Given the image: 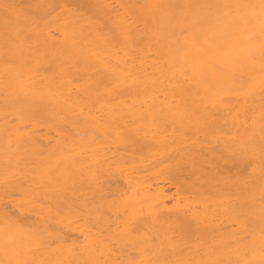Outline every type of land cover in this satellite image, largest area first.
I'll list each match as a JSON object with an SVG mask.
<instances>
[{
  "label": "bare ground",
  "instance_id": "obj_1",
  "mask_svg": "<svg viewBox=\"0 0 264 264\" xmlns=\"http://www.w3.org/2000/svg\"><path fill=\"white\" fill-rule=\"evenodd\" d=\"M259 25L264 0H0V264H264Z\"/></svg>",
  "mask_w": 264,
  "mask_h": 264
},
{
  "label": "rangeland",
  "instance_id": "obj_2",
  "mask_svg": "<svg viewBox=\"0 0 264 264\" xmlns=\"http://www.w3.org/2000/svg\"><path fill=\"white\" fill-rule=\"evenodd\" d=\"M229 5H231L232 7H233V4H232V2L229 4ZM234 8H237V6L235 5L234 7H233V9L232 10H235ZM256 14V13H255ZM251 28H252V30H251ZM264 25H259L258 26V28L257 29H255L254 28V26H252V27H250V31L253 33V32H256V34L258 33L259 35L261 34L260 32L262 31V34H263V36H264ZM253 29H255V30H253ZM55 36H57V37H60V35L58 34V33H55V32H52ZM257 34V35H258ZM261 34V35H262ZM253 35H255L254 33H253ZM264 39V38H263ZM260 40V42L259 41H255V42H259V43H261V41H264V40ZM263 45H264V43H262ZM147 54V57L145 58L146 60H147V62H150V61H153L154 62V59H156V58H154L155 56H157L156 54H154L153 52L152 53H146ZM154 55V56H153ZM158 57V59H160V60H158L160 63H164L165 62V60L163 61L162 60V58H159V56H157ZM165 59V58H164ZM232 95V94H231ZM234 95H236V94H234ZM237 96H238V94H237ZM164 96H162V94H160V96H159V98H163ZM239 97V96H238ZM15 122V119H12V122ZM30 126L29 125H27V128H29ZM39 131H41V132H44V130L43 129H40ZM51 135H53V133H50ZM51 143H52V141H51ZM19 198V197H18ZM17 198V199H18ZM20 200L21 199H18L17 201L18 202H20ZM22 203H24V202H21L20 204H22ZM172 204V202H168V205H171ZM23 205V204H22ZM211 205V204H210ZM236 224H230V226L228 227L229 229H235V232H238L239 230H243V229H246V226H243L242 227V229H237L236 230Z\"/></svg>",
  "mask_w": 264,
  "mask_h": 264
}]
</instances>
